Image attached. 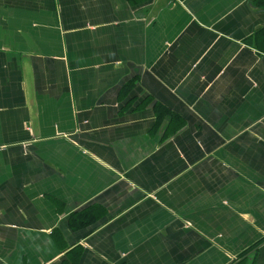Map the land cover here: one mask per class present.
Here are the masks:
<instances>
[{
    "label": "crops",
    "instance_id": "obj_1",
    "mask_svg": "<svg viewBox=\"0 0 264 264\" xmlns=\"http://www.w3.org/2000/svg\"><path fill=\"white\" fill-rule=\"evenodd\" d=\"M264 0H0V264H264Z\"/></svg>",
    "mask_w": 264,
    "mask_h": 264
},
{
    "label": "trees",
    "instance_id": "obj_2",
    "mask_svg": "<svg viewBox=\"0 0 264 264\" xmlns=\"http://www.w3.org/2000/svg\"><path fill=\"white\" fill-rule=\"evenodd\" d=\"M263 45H261V47L264 49V33H263V42H262Z\"/></svg>",
    "mask_w": 264,
    "mask_h": 264
}]
</instances>
